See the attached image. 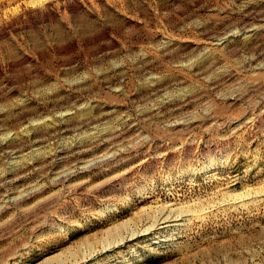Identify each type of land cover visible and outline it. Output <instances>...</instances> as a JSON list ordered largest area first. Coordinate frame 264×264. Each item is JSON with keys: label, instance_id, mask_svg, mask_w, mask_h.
Here are the masks:
<instances>
[{"label": "rangeland", "instance_id": "rangeland-1", "mask_svg": "<svg viewBox=\"0 0 264 264\" xmlns=\"http://www.w3.org/2000/svg\"><path fill=\"white\" fill-rule=\"evenodd\" d=\"M0 264H264V0H0Z\"/></svg>", "mask_w": 264, "mask_h": 264}, {"label": "bare ground", "instance_id": "bare-ground-1", "mask_svg": "<svg viewBox=\"0 0 264 264\" xmlns=\"http://www.w3.org/2000/svg\"><path fill=\"white\" fill-rule=\"evenodd\" d=\"M231 34L227 35V36H230ZM224 36V35H223ZM226 37H222V38H218L217 41L221 42L223 41V39L225 40ZM173 217V216H172ZM172 217L170 216H167V217H164V221H171L172 220ZM162 218V217H161ZM175 219V218H174Z\"/></svg>", "mask_w": 264, "mask_h": 264}]
</instances>
